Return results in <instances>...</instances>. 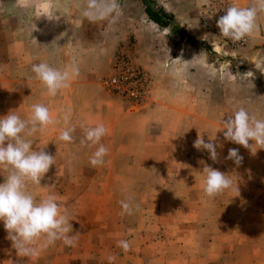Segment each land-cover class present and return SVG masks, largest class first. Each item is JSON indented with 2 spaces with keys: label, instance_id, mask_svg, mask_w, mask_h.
Wrapping results in <instances>:
<instances>
[{
  "label": "rangeland",
  "instance_id": "374dc122",
  "mask_svg": "<svg viewBox=\"0 0 264 264\" xmlns=\"http://www.w3.org/2000/svg\"><path fill=\"white\" fill-rule=\"evenodd\" d=\"M97 3L93 18H89L84 15L88 0H31L28 8L18 7L17 0H0V118L15 113L28 121L33 114V105L43 104L49 109L55 123L30 136L22 133L26 140L32 141L33 150L43 148L54 157V164L41 183L28 182L27 190L36 202L47 195H55L61 208L67 209L72 225L69 235L78 238L75 247L66 246L62 240L42 247V239L36 245L38 254L25 256L18 253L3 221H0V264H109V255L116 258L113 264H249L253 258L256 264H263L264 228L256 232L254 239L234 238L231 237L234 224L230 215L225 222L203 226L195 220L200 214L199 207L167 205L177 202V197L184 199L185 188L180 185L186 184V178L192 177L196 192L199 188L203 191L204 175L179 174L177 183L176 179L170 186L160 183L168 182L163 179L167 177L162 175L163 168L190 165L193 168L212 167L225 173L232 184L240 182L244 186L253 183L257 176L248 175L247 171L238 176L237 172L250 167L262 168L264 149H258L253 155L249 149L233 142L213 143L217 151L216 161L210 155L189 160L184 156L177 157L184 144L174 143L172 146L178 148L177 155L167 160H154L156 165H146L147 160L127 163L123 159L104 158V165L93 167L91 157L84 155L95 152L82 148L89 144L84 142L86 136L81 135L78 128L74 130L78 138L75 142L60 141L59 91L55 96L49 95L32 66L44 62L58 70L59 65L64 66L70 72L72 62H81L83 67L97 68L101 77L108 70L106 58L113 50L128 39L136 43L126 30L136 26L144 13L140 0H115L116 6L111 10L112 0H97ZM201 5L197 8V18ZM210 55L223 57L218 58L222 62L224 59L235 60L228 50L221 53L211 50ZM225 62L224 65L230 67ZM237 66L242 70L245 65L237 63ZM245 73V70L240 71L238 80V88L244 93L242 97L247 100L243 108L250 115L264 119V95L254 91L256 87L264 89V80ZM234 112L216 114L220 119L208 133L222 135L226 129H217L222 128V122ZM72 146L78 147L77 152L81 149L76 154L79 157H67L72 154L69 153ZM229 149H238L243 158L239 165L227 158ZM8 174L9 170L0 166V183ZM231 189L222 193L224 198H232ZM161 197L167 201L163 202ZM121 201L130 204L131 215H121ZM227 211L231 213V208ZM120 240L130 243L129 251L118 247ZM250 247L257 249L256 254L250 253Z\"/></svg>",
  "mask_w": 264,
  "mask_h": 264
},
{
  "label": "crops",
  "instance_id": "0c3cea01",
  "mask_svg": "<svg viewBox=\"0 0 264 264\" xmlns=\"http://www.w3.org/2000/svg\"><path fill=\"white\" fill-rule=\"evenodd\" d=\"M205 1L156 0L158 5L173 15L177 31L152 21L144 9L141 21L126 30V33L136 40L137 61L149 72L152 80L153 103L142 114L130 111L124 100L102 89L97 68L83 67L81 62H72V70L78 69V75L71 76L68 86L59 90V135L65 129L78 128L81 135L86 136L87 129L103 124L108 129L107 134L97 144L84 139L89 145L82 148L95 152L103 144L108 149L104 158L123 159L127 160V163L132 160H147L146 165H156L154 160L174 158L178 152V148L176 150V147L172 146L174 143L184 144L183 148L179 149L178 158L184 156L183 158L191 160L198 156L209 157L207 150H197L193 146L198 135L202 136L206 143L231 142L226 140L223 134H209L208 130L211 131L220 119L216 114L236 111L247 101L242 97L244 93L238 88L240 71L245 70L246 75L264 80V11L257 10L256 27L251 36L247 37L244 46L236 49L226 48L219 44L215 36L206 33L198 23L197 8ZM235 1L244 8L258 7L257 0ZM125 36L126 34L123 39ZM208 47L216 53L228 50L235 60L224 59L223 62L230 64V67H227L218 59L223 57L214 58L210 55ZM114 52L113 50L106 58L105 67L108 70L103 75L110 70ZM237 63L245 65L242 70ZM59 70L66 69L59 65ZM255 89L258 94L264 95L263 88ZM71 135L73 143L78 138L75 131ZM72 149L69 151L72 154L67 157H79L76 154L81 152V149L79 152L77 146H72ZM189 166L163 168L162 175L167 176L163 179L168 182L162 181L160 185L170 186L179 174L205 175L203 168ZM246 171L248 175L257 177L253 183L248 182L244 186L238 181V184H232L233 195L230 199L224 198L223 194L209 198L201 188L196 192V185L192 177H189L185 179L186 184L180 185L185 188L184 199L175 195L177 202H169L167 205L199 207L200 214L195 220L203 226L225 222L230 215L234 224L231 237L254 239L257 237L256 232L264 228V166L242 169L237 175H244ZM177 181L178 178L176 183ZM160 199L166 202L169 196L167 199ZM229 207L231 213L227 211ZM256 252L257 249L251 248V254ZM253 259L249 264H256L255 258Z\"/></svg>",
  "mask_w": 264,
  "mask_h": 264
},
{
  "label": "clouds",
  "instance_id": "9594fccd",
  "mask_svg": "<svg viewBox=\"0 0 264 264\" xmlns=\"http://www.w3.org/2000/svg\"><path fill=\"white\" fill-rule=\"evenodd\" d=\"M17 6L28 8L31 6V0H17ZM115 6V0H112L109 10ZM257 6L247 8L230 6L226 14L217 21L221 36L234 42L251 36L256 27L257 10L264 11V0H257ZM97 8V0H88V8L84 15L93 18L94 10ZM32 71L46 86L51 96L57 95L60 89L66 88L71 76L78 75V69L74 68L70 73L68 70L53 68L44 62L34 64ZM53 123H55L54 118L43 104L33 105V114L28 121L21 119L15 113L0 118V166L9 170L5 181L0 183V221H3L13 246L19 254L25 256L38 254L39 249L36 245L42 239V247L53 245L57 240H62L69 247H75L78 243L76 236L69 235L72 225L69 223L67 209L61 208L57 197L50 194L36 202L35 197L27 190L28 182L41 183L54 164V157L43 148L39 151L33 150L32 141L26 140L22 133L30 136ZM222 124L223 127L217 131L226 129L223 131L226 140L242 145L253 155L258 149H264V119H258L255 115H250L245 108L240 107ZM73 131L74 129H65L60 139L71 142ZM107 131L103 124H98L86 130L85 139L97 144ZM250 140L254 143L250 144ZM193 146L197 150H207L210 158L216 161L217 151L213 143H206L202 136L198 135ZM107 153L108 149L101 144L90 158V164L93 167L104 165V157ZM227 158L233 159L237 165L243 159L238 154V149H229ZM202 172L205 174L203 191L209 198H215L232 187V180L225 173L209 166L204 167ZM120 203L123 209L121 215H131L133 209L130 204L125 201ZM118 247L127 252L131 246L127 240H120ZM115 259L113 255L107 257L109 264H113Z\"/></svg>",
  "mask_w": 264,
  "mask_h": 264
},
{
  "label": "built area",
  "instance_id": "2783aa9c",
  "mask_svg": "<svg viewBox=\"0 0 264 264\" xmlns=\"http://www.w3.org/2000/svg\"><path fill=\"white\" fill-rule=\"evenodd\" d=\"M230 6L244 8L235 0H206L198 10L200 27L215 36L220 45L232 49L245 45L247 37L234 42L221 36L217 21L226 14ZM213 49H210V51ZM100 86L108 94L124 100L130 111L142 112L152 106V80L149 72L137 61L135 43L128 39L114 52L110 70L101 76Z\"/></svg>",
  "mask_w": 264,
  "mask_h": 264
},
{
  "label": "trees",
  "instance_id": "16d2710c",
  "mask_svg": "<svg viewBox=\"0 0 264 264\" xmlns=\"http://www.w3.org/2000/svg\"><path fill=\"white\" fill-rule=\"evenodd\" d=\"M144 5V12L155 23L161 26H169L173 31H177V25L172 24L173 15L166 12L156 0H141Z\"/></svg>",
  "mask_w": 264,
  "mask_h": 264
}]
</instances>
